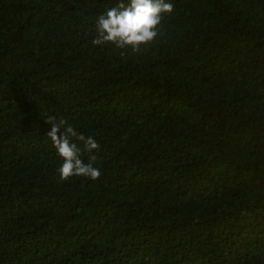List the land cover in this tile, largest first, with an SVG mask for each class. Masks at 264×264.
Here are the masks:
<instances>
[{
    "label": "trees",
    "instance_id": "obj_1",
    "mask_svg": "<svg viewBox=\"0 0 264 264\" xmlns=\"http://www.w3.org/2000/svg\"><path fill=\"white\" fill-rule=\"evenodd\" d=\"M168 2L134 53L91 43L118 0H0V264H264V0Z\"/></svg>",
    "mask_w": 264,
    "mask_h": 264
},
{
    "label": "clouds",
    "instance_id": "obj_2",
    "mask_svg": "<svg viewBox=\"0 0 264 264\" xmlns=\"http://www.w3.org/2000/svg\"><path fill=\"white\" fill-rule=\"evenodd\" d=\"M173 7L168 0H118L116 6L98 15L96 36L91 43H110L117 49L139 52L141 46L156 40L164 14L171 13ZM45 122L51 125L45 135L62 159L57 169L59 180L67 181L74 176L97 180L101 170L94 166L97 159L94 150H98L100 145L93 136L79 133L63 117H49ZM77 142L82 143L83 152L89 154L87 162L82 158L83 152Z\"/></svg>",
    "mask_w": 264,
    "mask_h": 264
}]
</instances>
